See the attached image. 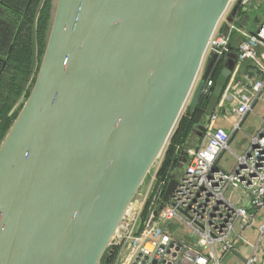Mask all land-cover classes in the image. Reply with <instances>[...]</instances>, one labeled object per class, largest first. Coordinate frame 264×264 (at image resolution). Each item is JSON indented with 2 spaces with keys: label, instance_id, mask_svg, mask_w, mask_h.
Returning a JSON list of instances; mask_svg holds the SVG:
<instances>
[{
  "label": "water",
  "instance_id": "water-1",
  "mask_svg": "<svg viewBox=\"0 0 264 264\" xmlns=\"http://www.w3.org/2000/svg\"><path fill=\"white\" fill-rule=\"evenodd\" d=\"M230 1L55 0L35 80L0 143V264L101 263L199 100ZM241 10L238 0L228 22ZM226 58L205 121L237 55Z\"/></svg>",
  "mask_w": 264,
  "mask_h": 264
},
{
  "label": "built area",
  "instance_id": "built-area-1",
  "mask_svg": "<svg viewBox=\"0 0 264 264\" xmlns=\"http://www.w3.org/2000/svg\"><path fill=\"white\" fill-rule=\"evenodd\" d=\"M237 1H230L205 55L204 64L210 54L216 55L199 94L205 106L227 54L237 55L217 106L203 124L198 145L177 147L176 166L160 180L162 154L113 239L111 247L121 255L117 264H222L239 249L250 252L244 264H264V113L248 146L234 154L232 170L219 166L244 118L264 101V18H254V27L248 28V17L243 25L238 13L229 23ZM240 1L245 13L253 0ZM220 121L228 123L229 130L218 126ZM171 181L175 184L167 194Z\"/></svg>",
  "mask_w": 264,
  "mask_h": 264
},
{
  "label": "trees",
  "instance_id": "trees-1",
  "mask_svg": "<svg viewBox=\"0 0 264 264\" xmlns=\"http://www.w3.org/2000/svg\"><path fill=\"white\" fill-rule=\"evenodd\" d=\"M55 0H0V6L9 11L12 17L21 21L23 34L22 40L12 49L13 53L7 58L9 68L13 70L10 76V82L3 81L2 85L8 94L6 95L7 105L0 108V143L9 130L11 124L17 116V112L8 115L10 104L21 92L24 93V99L28 97L30 88L35 80L40 58L45 48V42L48 36L51 18L53 14ZM14 20V19H13ZM18 21V22H19ZM34 36V39L32 38ZM36 46L37 50V68H34L32 51ZM3 53V49L1 50ZM8 53V51L6 50ZM8 63V62H7ZM3 64L0 58V66ZM7 65V66H8ZM220 65L215 67L212 77L216 78L220 72ZM6 67V64H5ZM17 83V85H16ZM28 84V85H27ZM14 91V92H13ZM12 93V94H11ZM205 103L198 100L195 107H187L183 112L172 136L169 145L165 149L163 159L158 170L159 179H163L176 166L177 147H185L191 138L195 127L202 121L204 116L203 109ZM146 217V210L142 214V220ZM117 248L111 247L107 251L102 264H108L109 258L117 252Z\"/></svg>",
  "mask_w": 264,
  "mask_h": 264
},
{
  "label": "crops",
  "instance_id": "crops-1",
  "mask_svg": "<svg viewBox=\"0 0 264 264\" xmlns=\"http://www.w3.org/2000/svg\"><path fill=\"white\" fill-rule=\"evenodd\" d=\"M262 18H264V16ZM18 21H19L18 18L12 17V15L10 14V12L8 10L5 11V9L0 6V58L3 61V64L0 66V108L4 105H7L6 95L9 92L8 89L6 90V88L3 87L2 83H3V81L10 82V79H11L10 76L13 74V70L11 68H9V65H8L11 60L7 61V58L9 56V54L11 55L13 53L12 49L15 47V45H17L19 43V41L22 40V36H21L23 34L22 26H21L22 23H21V21H19V22ZM32 38L34 39V36ZM2 49H3V53L1 51ZM6 50L8 51V53L6 52ZM36 58H38V57H37V50H36V46H35L33 51H32V59H33L34 68H37ZM5 64H6V67H5ZM16 85H17V83H16ZM23 101H24V93L21 92V94L18 97H16L15 100H13L11 102L10 111H9L8 115L15 114L16 112L18 113ZM258 104L262 105V108L260 109L258 114L260 113V116H263L264 101L255 104L254 109L252 110L251 113H254L255 108ZM250 114H248L244 118V120L242 121L241 128L248 121ZM218 126L222 127L223 129H226V130H229V128H230L228 126V123H225L222 121L219 122ZM256 132L257 131L254 132L253 130H251L249 133L250 134L249 139H251L255 135ZM237 133L233 134V136H232L231 143H230L231 146L233 143L232 140L235 139V137L237 136ZM242 148H243V145H241V149ZM249 254H250V252L248 249L247 250L246 249H239L234 254L231 253V254L227 255L223 259L222 264H244L245 260L249 257Z\"/></svg>",
  "mask_w": 264,
  "mask_h": 264
},
{
  "label": "rangeland",
  "instance_id": "rangeland-1",
  "mask_svg": "<svg viewBox=\"0 0 264 264\" xmlns=\"http://www.w3.org/2000/svg\"><path fill=\"white\" fill-rule=\"evenodd\" d=\"M258 1H260V0H253L252 3L248 4L247 8L245 9V11H246L245 13L239 12V16L241 17V20L245 16L248 17V19L250 21L248 28L254 27L255 24L252 23L254 18H258L260 20L264 16V1H260V2H258ZM237 23H239V22H237ZM198 88L200 89V87H198ZM198 94H200V93H198ZM195 101H196V98H195ZM261 108H262L261 104H258L256 106L254 113L250 114L248 121L242 126L241 130L237 133V136L235 137V139L232 140L233 143H232V146L230 145V151H225L224 154L222 155V157L220 158L219 166L224 171L229 172L232 170V168L235 164V161H236L234 154L236 155L241 151V145H243L244 148H246L248 146L249 141H250V139H249L250 131L253 130L255 132L259 129V127L261 125V117L262 116H260V113L258 114V112L260 111ZM204 122H206L205 118L202 119V121L198 124V126H200V125L203 126ZM198 126L195 127V131H193V134L187 143V145H189V147L194 146V145L196 147L200 141L201 137L198 136ZM151 174H152V172L149 174V176H147L144 185L141 187V189L139 191L140 193H142L144 191V189L146 188ZM107 251L105 252L100 264L103 263V260L105 257L107 258V256H108ZM109 259L110 260H109L108 264L119 263L120 259H121L120 250L118 249L117 252H115V254H113V256L110 257Z\"/></svg>",
  "mask_w": 264,
  "mask_h": 264
}]
</instances>
